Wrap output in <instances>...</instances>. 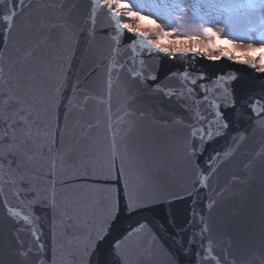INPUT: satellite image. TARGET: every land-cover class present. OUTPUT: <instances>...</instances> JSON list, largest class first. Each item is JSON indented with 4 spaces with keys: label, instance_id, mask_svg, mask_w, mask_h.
Listing matches in <instances>:
<instances>
[{
    "label": "snow or ice",
    "instance_id": "snow-or-ice-1",
    "mask_svg": "<svg viewBox=\"0 0 264 264\" xmlns=\"http://www.w3.org/2000/svg\"><path fill=\"white\" fill-rule=\"evenodd\" d=\"M183 2L0 0V227L14 240L0 264H264V86L232 70L182 68L160 80L143 59L135 66L138 46L172 59H221L210 43L196 51L160 42L172 33L151 17L171 20ZM202 5L264 35V0H192ZM146 19L155 40L140 27ZM199 30L208 42L223 31ZM227 59L264 78V47L248 44ZM115 87L121 114L99 136L89 104L111 113ZM145 95L157 102L152 109L140 103ZM257 174L258 209L234 191L251 192ZM165 203L177 205L166 238L147 215L116 229L121 210L131 217Z\"/></svg>",
    "mask_w": 264,
    "mask_h": 264
},
{
    "label": "water",
    "instance_id": "water-1",
    "mask_svg": "<svg viewBox=\"0 0 264 264\" xmlns=\"http://www.w3.org/2000/svg\"><path fill=\"white\" fill-rule=\"evenodd\" d=\"M125 23V20H123ZM129 36L131 34H128ZM149 39H151L149 37ZM144 53V54H142ZM136 62L135 66L137 69L140 68L139 61L143 59L146 64H150L153 68L156 69V72L160 78L163 80L164 77L167 75L169 71H179L182 68H190L195 71L207 70L209 76L213 73L219 74L221 70H232L236 71L237 74L241 77L242 82H247L250 86L259 89L260 87L264 86V78H256L253 76L250 70L246 69V66L236 63L235 61H229L227 57H221V59L217 61H209L206 56H192L191 54L186 57H181L177 55L175 59L169 58L164 56L161 53H153L151 55H147L143 49L139 46L137 47L136 53ZM125 59L128 58V55L125 54ZM98 77H100L103 83L106 84L107 81V73L101 68H97V72L95 73ZM104 99H107V91L106 88L104 90ZM140 103L146 109H152V106L157 102L154 101L149 96H142ZM124 104V95L121 92L119 87H115L113 89L111 95V113L108 112L109 105L98 106L95 103L89 104V114L93 119V123L99 122V127L96 129V134L99 136H103L108 127L109 119L113 122L117 119L118 115L121 114V108ZM61 126L63 124L61 123ZM150 124L145 126V133L147 134V127ZM111 135V133H108ZM257 142L260 140L259 134L256 136ZM224 145V141L221 139L217 142L212 143L208 146V152H211L214 148H221ZM227 179L226 174L222 173L219 177V183L223 184ZM259 175L257 174L255 180L256 183L252 187L251 192L247 186H241L240 188L235 189V200L237 202L247 198L249 195L256 201V207L258 209V201H259ZM214 181V186H215ZM206 202V201H205ZM181 209L189 208L190 204H182L178 206ZM177 205H169L167 203L162 205H156L154 207L153 212L141 213V214H134L131 217L129 216L127 211L121 210L118 214V221L115 224L117 230L126 228L130 224H133L135 220L140 219L142 215H147L149 218L154 219L157 226L160 228V233L165 238L167 237L168 233L166 229L163 227L165 222L171 223V216L174 211H176ZM121 209H123V204L121 205ZM13 233L6 228L0 227V260L7 261V256L9 254L10 246L14 243L13 240Z\"/></svg>",
    "mask_w": 264,
    "mask_h": 264
},
{
    "label": "rangeland",
    "instance_id": "rangeland-1",
    "mask_svg": "<svg viewBox=\"0 0 264 264\" xmlns=\"http://www.w3.org/2000/svg\"><path fill=\"white\" fill-rule=\"evenodd\" d=\"M135 10V8H134ZM144 16H149L147 10L141 12ZM260 10L257 8L254 15L259 16ZM157 24H160L165 31L171 32L172 35L161 37L160 42L164 46L169 47H192L197 51H201L202 45L210 43L212 54L219 55L221 52L224 54L237 56L245 51L248 44L253 47H264V35L258 25H250L245 28L232 27L228 23L229 14L211 6L202 5L199 9L192 6V0H184L181 7L173 11L171 20L164 18L158 19L152 16ZM125 23H132L133 21L124 19ZM140 23V27L145 31L152 40L157 39L155 35V25L151 24L149 20H144ZM201 27H212L214 31L223 30L220 32L218 38H213L210 42L203 36ZM192 34L197 36L195 40H189L188 35ZM227 39L233 41L236 45L242 47L233 48L229 44H224L223 41ZM258 56V54H257ZM259 62V61H257Z\"/></svg>",
    "mask_w": 264,
    "mask_h": 264
},
{
    "label": "trees",
    "instance_id": "trees-1",
    "mask_svg": "<svg viewBox=\"0 0 264 264\" xmlns=\"http://www.w3.org/2000/svg\"><path fill=\"white\" fill-rule=\"evenodd\" d=\"M127 2L135 5L139 3V0H127Z\"/></svg>",
    "mask_w": 264,
    "mask_h": 264
},
{
    "label": "bare ground",
    "instance_id": "bare-ground-1",
    "mask_svg": "<svg viewBox=\"0 0 264 264\" xmlns=\"http://www.w3.org/2000/svg\"><path fill=\"white\" fill-rule=\"evenodd\" d=\"M149 36V35H148ZM197 51V50H196ZM222 57H227V55L226 54H224Z\"/></svg>",
    "mask_w": 264,
    "mask_h": 264
}]
</instances>
